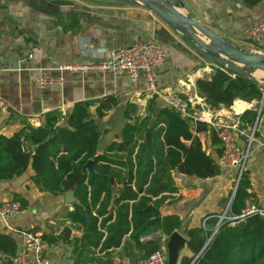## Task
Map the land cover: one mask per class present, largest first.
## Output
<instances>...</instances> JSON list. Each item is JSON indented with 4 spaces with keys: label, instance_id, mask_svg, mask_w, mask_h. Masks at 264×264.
Segmentation results:
<instances>
[{
    "label": "crops",
    "instance_id": "1",
    "mask_svg": "<svg viewBox=\"0 0 264 264\" xmlns=\"http://www.w3.org/2000/svg\"><path fill=\"white\" fill-rule=\"evenodd\" d=\"M67 1L72 5H61L55 0H0V136L11 138L26 126L39 128L48 113L57 110L69 113L74 106L86 103L101 133L98 147L101 153L121 134L129 108L133 110V105L137 108L132 117L145 114L146 105L153 98L146 82L141 79L134 83L125 75L101 73H64L62 83L46 87H41L38 80L59 78L61 75L56 69L60 65L104 60L112 52L135 43L155 42L166 50V62L158 71L159 89L163 94L179 93L195 107V115L203 113L210 117L213 113L214 122L240 127V116L246 110L258 109L259 114L262 113L264 102L242 100H237L229 109L211 111L198 92L197 82L210 78L215 64L187 46L180 31L142 3ZM175 10L235 43L242 51L264 54L249 38L251 28L264 17V2L249 7L245 0H180ZM70 18L79 19V31L63 30L60 21ZM198 35L204 44H211L205 36ZM249 72L264 87V72ZM110 96L117 99L118 106L105 118H97L96 106ZM156 97L159 106H165L163 97ZM242 132L240 144L248 150L246 169L250 172L252 192L258 205L264 208V111L256 128ZM200 138L204 148L219 162L216 153L219 144L214 145L206 133ZM236 172L237 169L222 168L220 176L207 180L175 174L178 192L165 201L161 215L181 218L183 225L175 232H180L187 242V229L207 226V230H211L205 223L223 213V200L228 197ZM32 175L28 170L18 178L0 182V203L13 201L15 196L28 202V208L18 217L7 222L0 218V234L14 237L18 249L22 244L20 233L33 230L54 240L58 238L48 250L49 264H141L144 261L143 254L147 250L131 242L129 236L120 247L108 251L85 250L81 244L75 246V241L83 236V230L68 219L75 196L73 202L68 203L67 194L54 196L44 192L32 181ZM66 230L70 231L71 243L62 240ZM158 239L162 243L161 250L165 248L168 254L169 237L160 232L144 236L141 243ZM193 256L186 244L178 264ZM0 264H8L3 255H0Z\"/></svg>",
    "mask_w": 264,
    "mask_h": 264
},
{
    "label": "trees",
    "instance_id": "2",
    "mask_svg": "<svg viewBox=\"0 0 264 264\" xmlns=\"http://www.w3.org/2000/svg\"><path fill=\"white\" fill-rule=\"evenodd\" d=\"M245 2L256 7L264 0ZM60 23L65 32L81 28L78 18ZM197 88L211 111L229 109L237 100L261 104L264 99V87L258 81L234 75L225 68L215 69L210 78L199 80ZM117 106L115 97L102 99L96 106L97 118H105ZM89 108L84 103L74 106L69 113L53 111L45 116L39 128L26 126L11 138L0 136V182L31 170L32 181L42 191L54 196L73 192L76 201L68 219L83 230L75 246L108 251L120 247L129 236L131 242L147 250L143 254L146 260L161 250L162 243L160 239L141 243L144 236L160 232L170 237L183 225L179 216L161 215L165 201L178 192L174 175L203 180L220 176L222 167L204 148L200 135L209 134L212 143L219 144L218 157L223 153L220 141L213 126L159 106L157 97H153L143 116L132 117L137 108L135 105L133 110L129 108L121 134L99 153L101 133ZM263 111L264 105L261 114L258 109L246 110L240 116V129L252 131ZM148 133L152 134V152L145 143ZM258 135L256 132L255 137ZM90 162L97 171L109 175L93 174L88 167ZM252 189L250 172L245 169L230 201L227 218L241 216L249 203L258 204ZM13 201L19 202L23 209L28 208V202L21 196H15ZM218 223V218H211L205 223L211 230L206 226L185 231L187 249L194 256L184 258L182 264H264V215L223 220L206 246ZM69 234V230L63 234L66 243L72 242ZM43 239L50 246L58 240L47 234ZM17 252L15 238L0 234V255L15 256Z\"/></svg>",
    "mask_w": 264,
    "mask_h": 264
},
{
    "label": "built area",
    "instance_id": "3",
    "mask_svg": "<svg viewBox=\"0 0 264 264\" xmlns=\"http://www.w3.org/2000/svg\"><path fill=\"white\" fill-rule=\"evenodd\" d=\"M249 38L259 49L264 50V17L259 20L250 30ZM33 58V55H30ZM167 52L155 42L135 43L130 47L121 48L112 52L110 57L104 60L93 61L83 64H65L56 69L60 77H42L38 80L41 87L52 86L62 83L64 73L87 75L91 73L112 74L114 76H128L134 83L143 79L153 97L162 96L165 106L193 121L210 124L215 128L217 138L223 150L219 157L222 168L237 169L238 182L247 166L248 150L241 146L240 137L243 134L238 124L216 123L215 116L210 117L203 113L195 115V107L185 100L179 93L171 92L163 94L158 86V71L165 64ZM1 73V68H0ZM257 124L255 125L256 128ZM254 131L251 136L253 140ZM230 208V204L228 209ZM25 209L19 202L5 201L0 203V218L9 221L11 218L23 214ZM229 211V210H228ZM253 214L264 215V208L258 204L249 203L241 216L225 218L228 220L244 219ZM221 219L220 223L225 220ZM22 244L15 256L6 257L8 264H49L48 250L50 245L43 239V235L33 230L20 233ZM141 264H167L165 248L152 254Z\"/></svg>",
    "mask_w": 264,
    "mask_h": 264
},
{
    "label": "water",
    "instance_id": "4",
    "mask_svg": "<svg viewBox=\"0 0 264 264\" xmlns=\"http://www.w3.org/2000/svg\"><path fill=\"white\" fill-rule=\"evenodd\" d=\"M118 1V0H113ZM142 3L149 10L154 12L159 18L168 23L175 30L180 31L184 37L183 40L192 50L197 52L207 61L214 63L216 69H227L230 73L238 76L251 77L252 74L248 70H261L264 72V54L248 53L237 48L236 44L228 41L219 34L212 31L207 26L197 22L193 18H186L180 15L175 6L180 0H128ZM61 5H72L67 0H55ZM199 34L205 36L211 44L207 46L199 37ZM264 102V99H263ZM87 103H93L88 101ZM260 119V117H259ZM150 152H152V134L148 133L145 139ZM89 169L93 174L108 176L109 174L97 171L93 167V163L88 164ZM114 182V179L112 178ZM73 192L67 193V202H73ZM220 221L215 232L206 244L210 243L219 227ZM187 240L180 232H174L167 244V264H178L181 252L186 248ZM205 246V247H206Z\"/></svg>",
    "mask_w": 264,
    "mask_h": 264
},
{
    "label": "rangeland",
    "instance_id": "5",
    "mask_svg": "<svg viewBox=\"0 0 264 264\" xmlns=\"http://www.w3.org/2000/svg\"><path fill=\"white\" fill-rule=\"evenodd\" d=\"M75 1H82V0H75ZM83 1H85L87 3H94L92 0H83ZM94 1H100V2L103 1V2H105L106 0H94ZM105 4H107V2H105ZM261 51H264V50L261 49ZM237 182H238V175H237V172H236V174H234V176L232 178L231 188H230V192L228 194V197L225 199V204H223L225 206V207L223 206V208H224L223 209V213L218 217L219 221L221 219H225V218H227L229 216L228 206L230 204L232 196L235 193ZM214 229H216V227Z\"/></svg>",
    "mask_w": 264,
    "mask_h": 264
}]
</instances>
